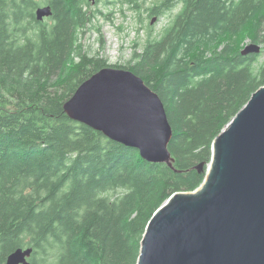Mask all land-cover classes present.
<instances>
[{"label":"trees","instance_id":"obj_1","mask_svg":"<svg viewBox=\"0 0 264 264\" xmlns=\"http://www.w3.org/2000/svg\"><path fill=\"white\" fill-rule=\"evenodd\" d=\"M0 0V264L32 247V264H137L149 220L177 192L206 177L213 141L264 86V0H116L148 17L149 31L127 68L164 102L174 167L73 121L64 103L107 60L80 34L87 0ZM261 45L242 54L244 41ZM244 45V46H243ZM204 164L199 172L197 165Z\"/></svg>","mask_w":264,"mask_h":264},{"label":"water","instance_id":"obj_2","mask_svg":"<svg viewBox=\"0 0 264 264\" xmlns=\"http://www.w3.org/2000/svg\"><path fill=\"white\" fill-rule=\"evenodd\" d=\"M52 15L50 5L36 9L38 21ZM260 51L261 45L250 43L241 52ZM64 110L73 121L138 149L148 162L174 167L169 149L174 130L164 102L130 69L101 68ZM212 149L201 186L173 194L149 220L137 264H264V86L223 128ZM33 251L18 248L5 264H32Z\"/></svg>","mask_w":264,"mask_h":264},{"label":"rangeland","instance_id":"obj_3","mask_svg":"<svg viewBox=\"0 0 264 264\" xmlns=\"http://www.w3.org/2000/svg\"><path fill=\"white\" fill-rule=\"evenodd\" d=\"M40 1H42L41 7L48 4L46 0ZM140 1L147 7L157 0ZM112 2L116 0H97L94 4L89 2V11L95 16L87 28L81 32L79 40L84 52L91 57L107 60L109 66L115 64L128 66L132 63L134 53L144 48L149 31L159 33L170 16L177 13L181 7L179 4L172 12H167L160 17H148L144 8L140 10L141 22L137 12L130 9L128 5ZM154 17L157 18L152 23ZM44 21L51 22L50 16L45 17ZM250 43L249 40H245L243 44L247 46Z\"/></svg>","mask_w":264,"mask_h":264}]
</instances>
